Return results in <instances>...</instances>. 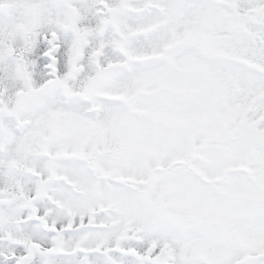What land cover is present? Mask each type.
<instances>
[{"label":"snow or ice","instance_id":"1","mask_svg":"<svg viewBox=\"0 0 264 264\" xmlns=\"http://www.w3.org/2000/svg\"><path fill=\"white\" fill-rule=\"evenodd\" d=\"M0 264H264V0H0Z\"/></svg>","mask_w":264,"mask_h":264}]
</instances>
